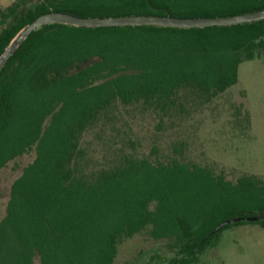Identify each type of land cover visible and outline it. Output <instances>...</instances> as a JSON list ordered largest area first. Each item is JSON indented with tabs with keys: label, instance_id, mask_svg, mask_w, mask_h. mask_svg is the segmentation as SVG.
Here are the masks:
<instances>
[{
	"label": "trees",
	"instance_id": "trees-1",
	"mask_svg": "<svg viewBox=\"0 0 264 264\" xmlns=\"http://www.w3.org/2000/svg\"><path fill=\"white\" fill-rule=\"evenodd\" d=\"M264 0H16L0 8V55L42 14L86 18L225 17ZM264 61V19L231 26L78 27L33 31L0 70V173L34 153L0 219V264H114L120 244L161 243L146 264H199L221 233L264 219V180L231 179L189 159L171 136L199 106ZM149 120L151 146L132 120Z\"/></svg>",
	"mask_w": 264,
	"mask_h": 264
},
{
	"label": "rangeland",
	"instance_id": "rangeland-1",
	"mask_svg": "<svg viewBox=\"0 0 264 264\" xmlns=\"http://www.w3.org/2000/svg\"><path fill=\"white\" fill-rule=\"evenodd\" d=\"M16 0H0L6 8ZM239 82L219 98L196 108L171 136L157 143L184 142L194 162L224 170L231 179L253 175L264 180V61H245L239 66ZM134 139L150 148L153 129L149 120H132ZM34 153L11 162L0 173V219L6 212L11 185ZM161 243L146 233L123 241L114 264H146ZM162 264V263H160ZM199 264H264V227L235 225L225 229L216 247L209 248Z\"/></svg>",
	"mask_w": 264,
	"mask_h": 264
},
{
	"label": "water",
	"instance_id": "water-1",
	"mask_svg": "<svg viewBox=\"0 0 264 264\" xmlns=\"http://www.w3.org/2000/svg\"><path fill=\"white\" fill-rule=\"evenodd\" d=\"M264 19V9L251 13L225 16V17H199V18H176L170 15L155 16V15H137L123 17H106V18H86L64 12H49L40 15L34 21L25 26L10 42L4 52L0 55V70L9 61L13 54L17 51L23 41L38 28L48 24H66L78 27H111V26H134V25H155L163 27L176 28H206L212 26H231L254 22ZM264 219V211L256 215H247L242 217H233L221 222L210 233L213 234L220 230L225 225L231 222L237 223L240 221L254 222Z\"/></svg>",
	"mask_w": 264,
	"mask_h": 264
}]
</instances>
